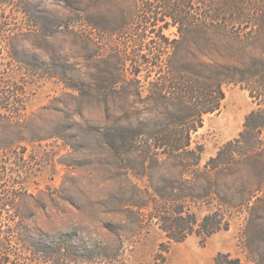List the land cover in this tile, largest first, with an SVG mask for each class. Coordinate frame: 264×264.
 I'll return each instance as SVG.
<instances>
[{
  "label": "rangeland",
  "instance_id": "rangeland-1",
  "mask_svg": "<svg viewBox=\"0 0 264 264\" xmlns=\"http://www.w3.org/2000/svg\"><path fill=\"white\" fill-rule=\"evenodd\" d=\"M159 1L0 0V97L21 102L11 113L0 108L2 230L19 237L24 228L36 238L43 235L53 249L65 247L70 259L58 264H214L219 254L264 264V168L252 179L240 167L247 180L259 181L261 199L253 210L233 212L229 228L208 238L175 242L152 219L153 203L160 201L154 189L184 181V194L199 198L182 206L202 221L224 209L208 182L183 176L174 160L147 169L134 152L106 145L105 136L115 131L129 135L135 101L146 116L147 88L138 99L128 85L131 62L143 61L159 36L177 37L162 11L159 22L139 20L143 3ZM246 2L264 6V0ZM42 64L47 75L39 71ZM123 70L127 77L114 84ZM223 91L221 109L204 116L193 135V147L203 148L200 170L236 143L247 116L259 107L240 85H224ZM255 137L264 156V134ZM220 188L221 195L232 192Z\"/></svg>",
  "mask_w": 264,
  "mask_h": 264
},
{
  "label": "trees",
  "instance_id": "trees-1",
  "mask_svg": "<svg viewBox=\"0 0 264 264\" xmlns=\"http://www.w3.org/2000/svg\"><path fill=\"white\" fill-rule=\"evenodd\" d=\"M246 1L143 3V16L141 14L139 20L146 24L159 22L162 11V17L169 18L176 27L177 37L171 40L165 35L159 36L155 46L142 56L143 61L131 62L130 79L123 70L118 73L120 78L114 80L117 84L122 82L123 76L127 77L138 99L147 88L143 98L146 116L143 117L135 101L127 122L129 135L119 136L115 131V135L105 136L106 145L119 153L134 152L144 165L148 162L147 169H159L168 160L178 162L183 176L208 182L211 194L214 193L224 207L199 221L182 206L187 199L199 198L184 194V181H179L178 186L155 189L153 186L160 201H154L151 216L170 241L182 242L194 235L205 239L227 230L228 216L235 211L253 210L251 205L261 199L259 181L247 180L242 172L244 168H240L246 167L252 179H257L258 171L264 168V156L257 152L262 142L255 137L264 134V6ZM13 58L18 60L16 56ZM42 65L39 71L47 75L46 65ZM27 66L28 69L34 67ZM144 71L146 76L142 77ZM227 84L242 86L259 107L247 116L244 129L235 140L237 144L222 147L217 156L203 166L204 170H200L203 148L193 147V135L203 127L204 116L221 109L225 99L223 86ZM69 87L81 89L74 85ZM11 96L0 97V108L10 113L15 103L21 105ZM221 184L232 192L221 195ZM20 232L19 237L15 232L6 235L0 223V264H24L26 259L58 264L60 260L65 263L70 259L65 247L53 249L43 235L36 238L32 231L24 228ZM14 237L20 243L14 242ZM13 243L19 246L16 251L12 250ZM214 264L242 263L230 254H219Z\"/></svg>",
  "mask_w": 264,
  "mask_h": 264
}]
</instances>
